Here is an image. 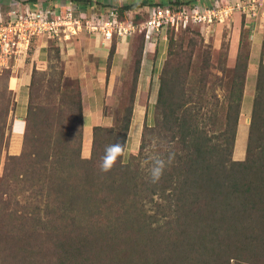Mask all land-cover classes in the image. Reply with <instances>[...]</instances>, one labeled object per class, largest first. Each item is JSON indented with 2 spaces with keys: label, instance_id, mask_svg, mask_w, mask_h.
<instances>
[{
  "label": "trees",
  "instance_id": "1",
  "mask_svg": "<svg viewBox=\"0 0 264 264\" xmlns=\"http://www.w3.org/2000/svg\"><path fill=\"white\" fill-rule=\"evenodd\" d=\"M41 1L26 0L32 9L78 0ZM210 1L199 4L209 7ZM0 5L6 14L10 7ZM142 6L143 1L135 7ZM110 8L124 19L132 5ZM229 21L236 30L233 42L215 60L213 48L206 46L194 79L189 65L197 43L185 35L175 40L174 31L169 32L154 119L149 123L147 106L139 147L130 151L143 36H134L140 43L129 105L111 126L92 128L88 156L82 155L80 82L65 76L64 64L56 70L50 63L61 60L56 40H47L53 45L46 48L45 63L36 61L39 48L34 47L21 152L5 155L0 179V264H264V42L247 126L240 123V112L249 53L240 51L249 19L236 12ZM117 41L113 37L108 43L107 71ZM0 72L9 78L11 68ZM8 85L9 79L0 93L4 102L12 95ZM7 114L8 108L1 114V145L7 142ZM117 141L124 144L123 155L104 172L105 148ZM170 153L163 176L153 183L150 157L159 154L167 160ZM17 187L36 198L22 204L3 198Z\"/></svg>",
  "mask_w": 264,
  "mask_h": 264
},
{
  "label": "rangeland",
  "instance_id": "2",
  "mask_svg": "<svg viewBox=\"0 0 264 264\" xmlns=\"http://www.w3.org/2000/svg\"><path fill=\"white\" fill-rule=\"evenodd\" d=\"M3 1V7L5 9L9 8L12 0H1ZM18 1V0H17ZM20 1V0H19ZM145 3V6L142 7H135L136 4H141V2ZM161 0H78L74 3L75 7H79L83 10L88 11L89 13L92 12H102L108 10L110 6H116L119 8H123L127 5H132L131 10H126V15L128 19H144L147 15L148 9L151 6L149 3L157 4ZM181 4H183V1H189V0H178ZM205 3L210 2V0H204ZM81 5V6H79ZM1 6V5H0ZM231 21H226L223 24H217L212 27V29H209V32L203 30L200 32L197 28L193 27L190 29L189 32L184 33L181 31H174V38L179 39L182 36H187L186 38L189 40H193L197 43V47L195 49V53H193L192 57V63L189 65L190 72L192 74V79L196 78L199 74V62L202 57V51L206 49V46H210L213 48L214 53V60L216 57H218V54L223 55L225 53V48L229 42H233V36L235 33V28L230 27L229 23ZM262 27L264 24L260 23V21H254L251 25V22H249V28L250 32L247 34V37H243L241 40V51L242 55H246V53H249V60H248V66H247V74H246V82L244 86V93H243V100H242V106H241V112H240V123L246 124L247 126L250 123L251 118V109H252V101H253V94H254V85H255V76H256V67L258 65L259 56H260V41H258V44L255 43V40L252 38L253 35V27ZM264 27V26H263ZM167 33V40L163 42L162 40H159L158 45L152 49V51L146 55L145 62L143 65V59H144V52L142 55V63H141V71H142V77L141 81L139 82L140 74L138 77V83H140V88L144 91L148 89L149 86H152L154 90L159 88V78L161 71L164 67L165 60L167 58V47H168V34ZM184 31V30H183ZM263 36H264V30H262ZM82 34H79L75 37L81 36ZM255 37V35H254ZM74 38V37H73ZM72 39H69L65 42L72 41ZM48 39H45L43 37L34 39L32 42V45L30 47V50L28 52L27 58L24 61L23 64L17 65V67L11 69V72L9 73L10 76L7 78L6 72H0V93L4 89L5 85L9 81L12 82V77L15 78L17 74H23V78L25 82H28L29 80V67H31L32 62V54L34 47L40 44H44L47 48L50 45H53L52 43L47 41ZM64 42V43H65ZM264 42V38L262 40V43ZM64 43L59 45V49H61L64 46ZM140 43V38L133 37L129 49H128V55L127 58L124 60H120L119 66L121 68V72L119 76L114 80V82L110 83L108 86L106 84V89H108L105 93H109L108 101L105 105H103V111L105 115L112 117V124L113 122H117V120L122 116L124 113V107L129 105V98L130 93L134 87V79L132 76V67L133 62L137 55V47ZM264 45V44H263ZM199 46L201 49H199ZM186 47V46H185ZM184 47V48H185ZM156 49V51H155ZM155 52H154V51ZM42 52V50H39V52ZM66 54L61 53L60 54V62L55 60L54 58L51 59V64H56V70H59L63 67L65 69V61L63 60V57L65 58ZM151 59V60H150ZM66 60V59H65ZM175 64V63H174ZM108 69L106 68V71ZM214 73L217 72V70H212ZM65 72V71H64ZM108 72V71H107ZM108 75V74H107ZM66 77H69L65 73ZM70 79H75L72 77H69ZM105 78V77H104ZM103 78V79H104ZM109 77H107L108 80ZM79 80V79H78ZM80 82V81H79ZM95 88L97 89L98 82L96 81ZM137 83V87H138ZM194 83V82H193ZM191 82V84H193ZM9 86V85H8ZM136 87V88H137ZM10 88V87H9ZM12 90V89H11ZM149 90V89H148ZM137 91V90H136ZM83 101L91 102L92 100L89 99V94L86 92V89L83 90ZM16 95L15 91L12 90V95L10 96L9 102H4L2 99H0V120H1V114L4 113V111L8 108V114H7V128L5 130V137L7 138L6 144L1 145L0 144V179L2 175V168H3V162L5 155H18L21 152L22 148V139H23V127H24V118L26 115V96L27 92L25 90V87H22L18 92V104L16 106ZM1 98V97H0ZM93 105H95V101H92ZM90 103V104H92ZM97 105V104H96ZM153 104H149L148 106V113H147V119L149 123L153 122L154 112H153ZM15 108L17 111V118H15ZM5 109V110H4ZM14 122V119H21ZM15 123V125H14ZM1 125V121H0ZM8 126H11V130H7ZM243 129H240V132H242ZM14 132V133H13ZM241 135V133H240ZM134 138H137L139 143L140 138L138 137V134L136 132H133L132 135ZM240 137V136H239ZM92 139V137H91ZM91 146V140L89 141L86 139L85 145L82 148V155L88 156L90 153V147ZM239 146H240V139H238L237 142V151L236 156L239 154ZM139 145H133L132 140L130 139L129 145H128V151L131 149H138ZM130 149V150H129ZM87 154V155H86ZM1 184V182H0ZM45 186L42 185V188L44 189ZM2 189V188H0ZM6 189V188H5ZM18 189V190H17ZM17 192H12V190H6V194L3 196L4 199H10V200H19V202L22 204L25 202V200L35 199V193H32L29 190L26 191H20L19 188H16ZM47 192V191H46ZM51 196V194L49 195ZM44 200L46 197L43 198Z\"/></svg>",
  "mask_w": 264,
  "mask_h": 264
},
{
  "label": "built area",
  "instance_id": "3",
  "mask_svg": "<svg viewBox=\"0 0 264 264\" xmlns=\"http://www.w3.org/2000/svg\"><path fill=\"white\" fill-rule=\"evenodd\" d=\"M24 2L12 3L6 14L0 6V70L23 64L33 40L41 37L62 44L84 33L99 36L107 43L113 37L121 40L142 35L147 47L157 46L159 40L165 42L169 30L195 26L212 29L231 20L236 12L244 14L251 25L254 21L264 24V0H214L209 7L196 3L152 6L139 21L119 19L115 8L89 13L71 4L53 8L38 4L37 9H32Z\"/></svg>",
  "mask_w": 264,
  "mask_h": 264
},
{
  "label": "crops",
  "instance_id": "4",
  "mask_svg": "<svg viewBox=\"0 0 264 264\" xmlns=\"http://www.w3.org/2000/svg\"><path fill=\"white\" fill-rule=\"evenodd\" d=\"M16 1L17 0H12V2L10 4L8 3V5H13L12 3ZM24 1H25L24 3L27 4L26 0ZM44 1L48 4H57L61 0H44ZM190 1H193L196 4L205 3L204 0H189L183 2H190ZM0 3H2L1 0ZM263 26L257 27L255 25V27H253L252 38L255 40V43L257 44L258 41H260L261 44L264 38L262 33V30H264ZM133 37H129L117 41L116 51L112 57L108 75L106 71V62H107L109 47H108V43L102 40L99 36L81 35L73 38L72 41L64 43V46L62 48V53L66 54L65 58L63 57V60L65 61V73L69 77L79 79L80 85L82 87L81 88L82 92L83 90L86 89V92H88V94L90 95L89 99L95 101V103L97 104V105L96 104L93 105L92 101L90 102L92 104L83 101L82 148L85 145L86 139H88L89 141L91 140L92 128L94 126L112 125V117L105 115L103 111V105L107 103L108 97L110 95L109 93L108 94L105 93L108 90L106 89V84L109 86L110 83L114 82L117 76H119L121 72V68L118 64L120 60H124L127 58L129 45ZM153 47L155 48V46L152 44L147 45V47H145V52H144L145 56L143 59V65L145 62L146 55L149 54L152 51V49H154ZM38 48L39 50H42V52L38 51L36 61L38 63H45L47 59L46 46L44 44H40L38 45ZM27 73L29 75L28 82H25L23 78V74L26 73H22L20 75L17 74L15 78L12 77V79L15 80L14 83L9 81L10 89H12L13 91H15V93H17L16 106L18 104V96H19L18 92L22 87H25L28 96V85L30 82V67ZM107 77H109L108 80ZM141 77H142V71L140 74L139 82L141 81ZM96 81L98 82L97 89L94 86L97 84ZM148 89H146V91L142 90L140 88V83H138L132 117H131V126L129 131V138L127 142V151H128V145L130 139L132 140L133 145L134 143L137 146L139 145V143H137L138 139L132 136L133 132H136L138 134V137L140 138L147 106H149V104H154L156 101L158 89L154 90L152 86H149ZM27 96L25 100L26 104H27ZM15 118H17L16 108H15ZM14 120H15L14 122H16L17 120L21 121L22 118L14 119ZM131 150H136V149H131Z\"/></svg>",
  "mask_w": 264,
  "mask_h": 264
},
{
  "label": "clouds",
  "instance_id": "5",
  "mask_svg": "<svg viewBox=\"0 0 264 264\" xmlns=\"http://www.w3.org/2000/svg\"><path fill=\"white\" fill-rule=\"evenodd\" d=\"M123 152H124V144L120 141H117L116 143H112L106 146L105 152L102 157L101 164H100L101 170L104 172L111 170L114 164L116 163L117 159L122 157ZM172 158H173V155L171 153L169 154L167 160H165L159 154H154L153 156L150 157L152 161L151 166H150V177L153 183H156L161 179V177L163 176L164 170L167 166V163H169Z\"/></svg>",
  "mask_w": 264,
  "mask_h": 264
},
{
  "label": "bare ground",
  "instance_id": "6",
  "mask_svg": "<svg viewBox=\"0 0 264 264\" xmlns=\"http://www.w3.org/2000/svg\"><path fill=\"white\" fill-rule=\"evenodd\" d=\"M15 82V80L14 79H12V83H14Z\"/></svg>",
  "mask_w": 264,
  "mask_h": 264
}]
</instances>
